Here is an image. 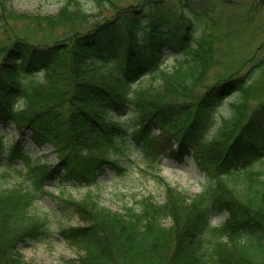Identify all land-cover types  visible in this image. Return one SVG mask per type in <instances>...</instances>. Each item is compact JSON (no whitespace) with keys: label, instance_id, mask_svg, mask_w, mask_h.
Here are the masks:
<instances>
[{"label":"trees","instance_id":"obj_1","mask_svg":"<svg viewBox=\"0 0 264 264\" xmlns=\"http://www.w3.org/2000/svg\"><path fill=\"white\" fill-rule=\"evenodd\" d=\"M10 1L0 0V28L24 23L0 45V124L28 132L36 148L51 147L58 164L32 161L0 133V162L25 168L22 183L0 186V264H26L19 248L52 237L47 221L30 213L45 181L92 187L106 166L123 174L120 157L135 149L154 168L167 149L157 144V129L177 143L170 156L192 157L204 189L188 195L165 185L162 203L146 198L122 213L94 205L89 194L62 199L89 219L58 231L81 249L73 264H264V52L239 60L264 0L197 7L191 0H87L100 16L94 22L81 0L40 16L17 13ZM233 9L240 15L228 14ZM221 63L224 73L208 83ZM146 77L151 83L143 86ZM128 112L139 124L119 117ZM232 116L233 129L223 131L228 143L209 139ZM215 214L219 225H212Z\"/></svg>","mask_w":264,"mask_h":264},{"label":"rangeland","instance_id":"obj_2","mask_svg":"<svg viewBox=\"0 0 264 264\" xmlns=\"http://www.w3.org/2000/svg\"><path fill=\"white\" fill-rule=\"evenodd\" d=\"M200 1L205 0H191V5L197 7L201 3ZM63 2L64 0H11L10 6L17 13H29L40 16L56 14ZM81 2L86 14L91 15L92 22L100 19L91 3L87 2V0H81ZM179 5H177L176 9H178ZM231 12L232 14L236 13L240 15L238 10L233 9L228 14ZM22 23L24 21L18 23L10 22L4 25L3 27L7 26L9 28V35L6 34V31L4 32L3 27L0 28V45H7L9 43L7 42L9 36L18 34L17 32L19 31L21 32ZM249 24L247 31L251 33L248 36H242L240 43L242 48L239 50V57L251 56L252 54L262 57V52H264V13L254 16L252 23ZM258 47H261V50L257 49ZM244 57L239 58V60ZM171 66L172 63L169 59L165 61V68L169 69ZM211 69L213 70L209 73L208 83L213 82L215 77L223 74L225 70L222 67V63ZM259 79L261 80L260 77ZM150 83L151 79L149 77L144 78L142 81L143 86ZM202 91L200 89L196 90L195 97L200 96ZM258 96L264 97V91L258 93ZM180 100L179 98L176 99L178 102ZM123 116L124 114H120L119 117L123 118V121L128 125L134 126L135 123L139 124L132 112H128V115ZM233 123L234 119L232 116L223 123L224 129H216L209 136V139H220V146L224 147L228 143L230 134L224 135L223 131L228 130L230 127L233 129L231 126ZM0 133L6 134L8 144L18 141L24 148L29 150L31 159L36 163L42 162L44 165L52 168L58 164L57 157L52 152V148L37 149L30 142L28 132L19 135L13 125L0 124ZM153 134L158 141L157 144H163V146L167 147V149L162 147L163 150H160L158 156L159 163L154 168L149 167L141 150L135 149L128 151L124 156L120 157V165L124 169L123 174L118 175L114 169L106 166L104 174L99 177L97 183L92 187H81L73 183L69 184V186L61 187L54 181H45L43 183L42 193L37 194L30 213L45 219L53 235L50 239H41L35 243L28 242L25 246L19 248V252L26 264H73V261L81 255V249L64 242L58 235V231L62 228L85 225L89 222V219L81 221L78 215L65 208L61 202L62 199L80 200L83 196L89 194L94 197V205L122 213L120 211L124 206L136 205V202L146 198L162 203L165 198V185H169L188 195L199 194L204 189L206 185L205 175L198 170L192 157L189 155H182V157L179 155L170 156L169 153L176 151V141L163 130H154ZM14 167L15 162L11 167L7 163H0V186L3 189L22 183L21 176L15 171ZM22 171H24V168ZM239 187H241V183H233L231 187L229 186L235 194L238 191L241 192ZM242 193V198L248 197L247 191L246 194L244 190ZM252 194L253 192L250 194V198ZM257 201L261 202L262 200L257 199ZM211 222L212 225L221 224L222 215L215 214ZM162 224V226L168 228L172 226L170 219H166ZM233 244L231 243V245ZM244 262L242 261L241 264ZM260 263L262 262L260 261Z\"/></svg>","mask_w":264,"mask_h":264},{"label":"bare ground","instance_id":"obj_3","mask_svg":"<svg viewBox=\"0 0 264 264\" xmlns=\"http://www.w3.org/2000/svg\"><path fill=\"white\" fill-rule=\"evenodd\" d=\"M14 127V126H13ZM16 130V129H15ZM6 135V134H5ZM6 138H7V136H6ZM6 141H7V139H6ZM44 148H46V147H44ZM44 148H37V149H44ZM51 148V147H50ZM52 152H53V149H52ZM55 155H56V153L55 152H53ZM57 157V156H56ZM32 160V159H31ZM58 160V159H57ZM32 161H34V160H32ZM15 162V167H14V169H15V171L16 172H20V171H22V169L24 168L23 166H22V163L20 162V161H18V160H16V161H13L12 163H11V165L13 164ZM35 162V161H34ZM1 163V162H0ZM40 163H42V162H40ZM44 164V163H43ZM11 165H10V167H11ZM24 171H25V168H24ZM21 173V172H20Z\"/></svg>","mask_w":264,"mask_h":264}]
</instances>
